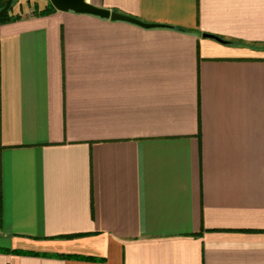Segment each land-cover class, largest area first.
<instances>
[{
    "label": "crops",
    "instance_id": "obj_1",
    "mask_svg": "<svg viewBox=\"0 0 264 264\" xmlns=\"http://www.w3.org/2000/svg\"><path fill=\"white\" fill-rule=\"evenodd\" d=\"M87 1L0 22V264H264V0Z\"/></svg>",
    "mask_w": 264,
    "mask_h": 264
},
{
    "label": "water",
    "instance_id": "obj_2",
    "mask_svg": "<svg viewBox=\"0 0 264 264\" xmlns=\"http://www.w3.org/2000/svg\"><path fill=\"white\" fill-rule=\"evenodd\" d=\"M49 4L56 10L60 11H72L75 13H85L91 14L100 18H108L110 20H121L130 22L133 24H137L142 27H153L156 24L146 23L132 17L130 15H126L115 10H109L103 7H99L93 5L87 0H48ZM11 0H5L4 4L0 7V14L7 11L10 7ZM203 37H210L217 41H221L217 36L202 34Z\"/></svg>",
    "mask_w": 264,
    "mask_h": 264
},
{
    "label": "trees",
    "instance_id": "obj_3",
    "mask_svg": "<svg viewBox=\"0 0 264 264\" xmlns=\"http://www.w3.org/2000/svg\"><path fill=\"white\" fill-rule=\"evenodd\" d=\"M4 2L0 3V7L4 4ZM8 10H9V8H8ZM8 10L0 14V22H4V21H8V20H12V19L16 18V16H12V15L8 14ZM51 11H53V7L48 2L44 8H42L40 10L33 9L32 12L36 15H44V14H47Z\"/></svg>",
    "mask_w": 264,
    "mask_h": 264
},
{
    "label": "rangeland",
    "instance_id": "obj_4",
    "mask_svg": "<svg viewBox=\"0 0 264 264\" xmlns=\"http://www.w3.org/2000/svg\"><path fill=\"white\" fill-rule=\"evenodd\" d=\"M4 1H5V0H0V3H1V2L3 3ZM15 1H17V0H11L12 3H14ZM21 1L23 2L24 0H21Z\"/></svg>",
    "mask_w": 264,
    "mask_h": 264
}]
</instances>
